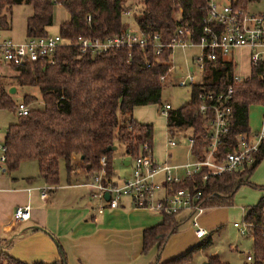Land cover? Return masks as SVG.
I'll return each instance as SVG.
<instances>
[{"label": "trees", "instance_id": "16d2710c", "mask_svg": "<svg viewBox=\"0 0 264 264\" xmlns=\"http://www.w3.org/2000/svg\"><path fill=\"white\" fill-rule=\"evenodd\" d=\"M20 1L0 0V27H8L6 11L11 4ZM25 1L32 6L31 14L26 17V36L47 33L46 27L52 20V7L58 3L69 15L67 20L58 24V33L65 38L115 35L125 28L126 22H132L139 30L158 32L161 41L168 40L179 24H186L192 30V38L196 39L206 3V0H139V11H133L129 20H122V0ZM234 1L244 6L252 0ZM169 53L167 47L155 54L150 47L138 46L109 48L99 53H91L90 50L79 52L77 46L70 43L56 48L52 63L34 61L21 66L10 65L16 71L11 80L19 87H36L42 105L39 108L30 107L28 102L36 101V96L27 92L22 95L21 99L29 109L25 114L15 113L14 121L6 126L2 136L4 169L13 170L21 160L33 159L37 176L46 184L55 185L59 180L60 160L64 163L68 181L74 156L79 158L86 170L100 167L98 159L104 156L102 169L107 178L111 177L113 150L109 147L122 143L129 157L140 152L142 142L152 147L151 126L134 120L130 111L136 105L159 101L162 84L157 77L169 66ZM145 62H149L147 67ZM219 62L217 58L208 79L190 86L187 102L167 110L165 126L168 133L172 135L175 130L190 128L196 142H200L202 119L197 111L196 93L201 88H223L229 82L224 71L232 68V63ZM7 88L6 84L0 83V108L11 110L15 103ZM251 103L264 104V63L252 65L248 76L233 84L230 102L232 117L228 134L224 136L226 142L232 141L235 133L249 130L246 117ZM224 146L220 145L219 149L223 151ZM263 156L264 139L252 154V159L239 170L223 172L204 180L195 176L192 183L191 179H186L185 182L174 183L172 187L194 183L201 191V202L205 207L231 204L234 192L241 184L249 182L250 173ZM252 185L264 188V185ZM177 213L163 214L158 223L142 229L141 251L152 246L157 252L161 250L184 217L189 218L188 212L181 218L176 217ZM242 221L247 223L252 243L250 264H264V195L246 208ZM209 244L210 237L206 236L183 251L152 264L187 263L195 252ZM7 246L8 242L0 243V264H45L20 261L8 254ZM206 263L229 264L216 254L208 256ZM48 264H64L63 254L60 253L57 260Z\"/></svg>", "mask_w": 264, "mask_h": 264}, {"label": "built area", "instance_id": "2783aa9c", "mask_svg": "<svg viewBox=\"0 0 264 264\" xmlns=\"http://www.w3.org/2000/svg\"><path fill=\"white\" fill-rule=\"evenodd\" d=\"M23 1V0H21ZM58 4V3H56ZM121 14L129 19L134 9L122 3ZM88 20V17H86ZM125 28L118 34L102 37L82 36L65 38L58 32L43 35L25 36L22 40L6 37L0 28V63L21 66L34 61L52 63L53 55L58 46L74 44L79 52L90 50L99 53L109 48L125 46L150 47L159 54L164 47L169 48L170 64L157 77L158 82L168 85L200 84L210 76V69L216 63H232V68L224 71L229 81L223 88L202 89L197 91L198 113L202 119L200 142H196L190 128L183 140L187 145V159L183 163H169L166 159L155 161L151 148L146 142L140 145V152L130 157V170L120 181L107 178L102 166L104 156H100V170H87L86 177L77 185H84L91 190V196L99 198L102 203L96 208L102 212L104 208H114L123 198H127L135 208L144 209L156 215L188 212V217L197 237H203L206 232L198 225V217L206 208L201 202V191L194 185L172 187L174 183L185 182L195 176L201 180L223 172L239 170L252 159L259 143L264 139V113L258 130L239 131L226 142L231 120V99L233 84L248 76L250 67L264 63V9L258 12L249 11L246 6L235 3L234 0H206L205 13L201 18L198 35L192 38V30L186 24L177 25L171 37L161 41L158 32L142 31L126 22ZM186 49L194 47L196 52L190 55L185 73H175L171 65L173 48ZM244 57V63L235 60L233 55ZM228 56V58H226ZM149 62H145L147 67ZM245 70L238 71L239 68ZM194 72L200 79L196 80ZM169 109V103L163 104ZM16 114H25L28 106L19 100L14 105ZM183 130V129H180ZM179 131V130H178ZM172 135L165 138V145L177 144ZM220 145H225L223 151ZM0 163L4 160V146L1 144ZM89 172V173H88ZM108 197L104 198V193ZM47 195L46 190L40 191V198ZM29 216L27 204L17 206L12 212L13 219L24 220ZM234 221L233 225L240 233H247V223ZM245 260L251 261V253L244 255Z\"/></svg>", "mask_w": 264, "mask_h": 264}, {"label": "crops", "instance_id": "0c3cea01", "mask_svg": "<svg viewBox=\"0 0 264 264\" xmlns=\"http://www.w3.org/2000/svg\"><path fill=\"white\" fill-rule=\"evenodd\" d=\"M6 66L10 65L0 63V72ZM15 74L16 71L12 75ZM6 85L14 87L13 93L19 87L14 80ZM168 135L171 134L167 132L165 138ZM184 143L167 146L164 140L159 148L152 150V157L155 161L166 159L169 163H183L188 157ZM72 160L74 164L81 162L77 156ZM122 162L128 164V160ZM263 164L264 156L258 168ZM15 169L7 171L0 163V243L8 242L6 251L14 258L26 263L48 264L62 253L64 264H152L156 261L154 246L141 251V232L158 223L161 217L133 207L127 198L114 208L98 212L96 208L102 201L92 197L86 186L77 185L86 177L85 166L83 172L71 175L68 181L65 177L62 183L58 181L55 185L46 184L37 176V170L36 174L23 175L15 174ZM75 177L81 179L73 181ZM43 189L47 195L40 198ZM261 195L264 189H259L258 198ZM25 204L29 206L28 218L13 219L15 207ZM240 209L244 214L246 209L242 206ZM206 236L208 234L203 237Z\"/></svg>", "mask_w": 264, "mask_h": 264}, {"label": "rangeland", "instance_id": "374dc122", "mask_svg": "<svg viewBox=\"0 0 264 264\" xmlns=\"http://www.w3.org/2000/svg\"><path fill=\"white\" fill-rule=\"evenodd\" d=\"M123 5L139 11V0H122ZM244 6L251 12H258L264 9V0H252L248 1ZM32 12V6L25 0L11 4L6 11V20L8 21L7 28H1V32L13 40H22L26 34V17ZM69 17L68 12L60 4H54L52 7V20L51 24L46 27L47 32H58V24L61 21L67 20ZM122 20L124 15L121 14ZM131 26L135 27V24L131 22ZM196 52V48L180 49L178 47L173 48L171 53V65L174 67L175 73L183 74L189 64L190 55ZM235 60L244 63L243 57L237 54L233 55ZM228 58V56H226ZM3 65V64H2ZM245 70L239 68L238 71ZM15 70L11 66L2 67L0 72V83L7 84L11 81V75ZM4 73V74H3ZM3 74V75H2ZM195 79H200L198 74L194 72ZM25 92L33 93L36 96V101L28 102L30 107L39 108L42 105L41 99L38 96V89L25 85L18 87V89L11 93L12 100L17 103L19 100L23 101L22 95ZM190 97V86L185 85H168L163 83L160 90V98L156 103H148L142 105H136L130 111V114L134 120L140 123H146L151 126L152 131V147L151 152L155 148H159L165 140L167 128L165 126V117L168 109L163 108L165 102L169 103L170 108H177L187 102ZM264 113V104L251 103L247 107V125L251 131H256L261 125L262 115ZM15 119L14 106L11 110L0 108V154L1 140L6 126L8 123L13 122ZM174 131V130H173ZM176 131V132H175ZM173 136L177 139L178 143L183 141L185 134L189 133L188 129L175 130ZM154 157V154L152 153ZM122 160H130V157L125 153L122 143L115 144V149L111 154V167L112 175L111 179L120 181L123 177L127 176L130 170L128 164H124ZM84 164L72 163V173L79 174L83 172ZM35 162L31 159L21 160L18 163L17 168L14 170L15 174L31 175L36 174ZM98 171L99 167H92L88 171ZM87 172V170H86ZM88 172V173H89ZM254 174V175H253ZM58 175L59 183L65 180V170L63 161L58 163ZM80 177H75L73 181L80 180ZM248 183L241 184L234 192L231 204L228 205H216L204 208L203 212L198 217V225L205 230L206 234L210 237V244L200 249L192 255L189 262L184 264H202L206 261L207 257L211 254H217L221 260L227 261L229 264H243L246 262L250 264V261L244 259V255L251 253V238L248 233H240L236 227L232 225L234 221L242 224L241 217L243 212L241 206L245 210L249 205L256 202L259 196V189L255 185H264V164L258 168V164L252 170L248 177ZM76 189H82L77 187ZM264 189V188H263ZM186 214V211H180L176 214L177 218ZM204 237L198 238L193 234V226L190 219L184 217L183 221L178 225L177 230L170 234L164 243L161 250L157 253V259L155 262H161L181 251L186 249L192 244H195Z\"/></svg>", "mask_w": 264, "mask_h": 264}, {"label": "water", "instance_id": "95a60500", "mask_svg": "<svg viewBox=\"0 0 264 264\" xmlns=\"http://www.w3.org/2000/svg\"><path fill=\"white\" fill-rule=\"evenodd\" d=\"M13 91H14V87L13 86H11V87H9L8 88V90H7V92L8 93H13ZM111 150H114L115 149V145H112L111 147H109ZM108 197V193L107 192H105L104 193V198L106 199ZM202 264H207L206 262H203Z\"/></svg>", "mask_w": 264, "mask_h": 264}]
</instances>
